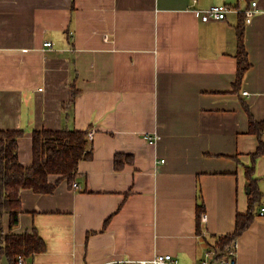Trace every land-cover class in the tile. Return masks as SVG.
I'll use <instances>...</instances> for the list:
<instances>
[{
  "label": "crops",
  "instance_id": "obj_1",
  "mask_svg": "<svg viewBox=\"0 0 264 264\" xmlns=\"http://www.w3.org/2000/svg\"><path fill=\"white\" fill-rule=\"evenodd\" d=\"M252 1L0 0V129L24 130L20 161L33 163L37 129L95 131L73 181L21 189L18 224L0 216V239L36 230L46 249L30 264L164 252L200 264L218 251L249 211L246 165L264 142L250 132V114L264 120V0L247 22ZM223 3L235 8L225 20L202 19ZM241 22L250 68L238 88ZM254 178L261 197L235 240L240 264H264V152Z\"/></svg>",
  "mask_w": 264,
  "mask_h": 264
},
{
  "label": "trees",
  "instance_id": "obj_2",
  "mask_svg": "<svg viewBox=\"0 0 264 264\" xmlns=\"http://www.w3.org/2000/svg\"><path fill=\"white\" fill-rule=\"evenodd\" d=\"M238 75L236 85L239 88L247 70L250 68L248 52L244 41V24L238 25ZM250 132L260 138L264 133V120H257L250 114ZM88 130L79 129H37L33 132V163L23 164L19 159V138L24 135L23 129H0V216L10 215L11 227L18 224L22 210L20 191L31 188L38 193H51L63 178L73 181L78 173L81 160L93 156V149L88 137ZM264 152L261 141L258 150L252 155V163L246 165V174L251 179L249 211L238 214L234 232L219 237L216 241L217 252H223L233 244L236 238L249 227L255 215V205L261 192L255 187L254 172L256 159ZM122 154L116 156V167L121 168L124 161ZM128 157V156H126ZM131 161V159H128ZM60 177L52 182L51 175ZM201 213V212H200ZM46 249L44 239L36 230L24 233L3 234L0 239V257L6 256L9 264H19L20 255L26 258Z\"/></svg>",
  "mask_w": 264,
  "mask_h": 264
},
{
  "label": "built area",
  "instance_id": "obj_3",
  "mask_svg": "<svg viewBox=\"0 0 264 264\" xmlns=\"http://www.w3.org/2000/svg\"><path fill=\"white\" fill-rule=\"evenodd\" d=\"M257 0H253L251 2V6L246 9V20L250 22L257 11ZM202 19L204 21H221L227 18L229 12L235 11V8L230 6L229 4H213L206 9H203ZM53 43L51 41H46L44 46L52 47ZM42 89V88H40ZM244 93H247L245 91ZM94 130H90L88 133V137L90 139L94 136ZM146 138L150 141H157L160 138L158 132H150L146 134ZM162 162H165V159H162ZM77 184L75 183V186ZM259 214L264 216V206L260 208ZM204 220L207 219L206 215L202 216ZM238 255V242L235 241L233 244L226 247V249L221 253L217 251L209 250L201 260L200 264H240L237 258ZM128 262H135L136 264H179L178 258L172 253H158L151 258H144V259H135V260H126ZM19 264H30L27 258L23 255L18 257Z\"/></svg>",
  "mask_w": 264,
  "mask_h": 264
}]
</instances>
